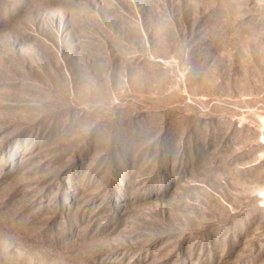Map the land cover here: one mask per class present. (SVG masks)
Masks as SVG:
<instances>
[{"label": "rangeland", "instance_id": "374dc122", "mask_svg": "<svg viewBox=\"0 0 264 264\" xmlns=\"http://www.w3.org/2000/svg\"><path fill=\"white\" fill-rule=\"evenodd\" d=\"M0 264H264V0H0Z\"/></svg>", "mask_w": 264, "mask_h": 264}]
</instances>
